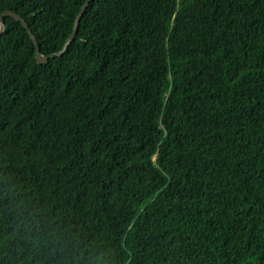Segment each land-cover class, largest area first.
<instances>
[{
  "label": "trees",
  "instance_id": "obj_1",
  "mask_svg": "<svg viewBox=\"0 0 264 264\" xmlns=\"http://www.w3.org/2000/svg\"><path fill=\"white\" fill-rule=\"evenodd\" d=\"M85 0H0L40 51ZM0 33V264H264V0H90L38 63Z\"/></svg>",
  "mask_w": 264,
  "mask_h": 264
},
{
  "label": "water",
  "instance_id": "obj_2",
  "mask_svg": "<svg viewBox=\"0 0 264 264\" xmlns=\"http://www.w3.org/2000/svg\"><path fill=\"white\" fill-rule=\"evenodd\" d=\"M89 2H90V0H85L83 2V4L81 5L78 13L75 16V19H74V22H73V25H72V30L69 33V35L67 36L66 41L64 42L62 48L60 50H58L57 52L50 53L49 55H45V54H43L40 51V46H39L38 40L34 36V34L31 31V29L29 28L28 23L26 21H24V19L22 18L21 15H19L17 12H15L13 10L6 9V10H3L0 13V33L5 29L4 17L11 16L14 19L20 21L21 24L27 29V31H28V33L30 35V38L32 39V41L34 43L36 61L38 63H46L47 60H48V57H51L53 55H60L67 48V46L72 41V39L75 37V33L77 31V28H78V23H79L80 17L83 14V12L86 10V7L88 6Z\"/></svg>",
  "mask_w": 264,
  "mask_h": 264
}]
</instances>
